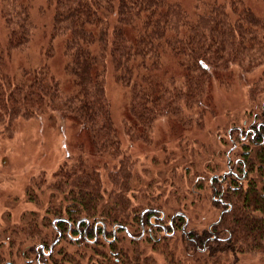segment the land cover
<instances>
[{
	"label": "trees",
	"instance_id": "trees-1",
	"mask_svg": "<svg viewBox=\"0 0 264 264\" xmlns=\"http://www.w3.org/2000/svg\"><path fill=\"white\" fill-rule=\"evenodd\" d=\"M248 1L202 8L196 4L189 11L171 0H0V127L9 132L19 118L59 116L72 119L85 133L84 145L74 151L75 163L64 167L55 187L69 193L66 219L76 223L98 216L106 227L127 225L123 212L137 173L124 159L122 137L148 140L162 118L181 124L203 119L217 107V85H226L237 68L249 74L264 65V0H253L256 6L261 3V13ZM42 37L51 40L52 52L57 45L62 51L64 69L72 78L68 92L55 79L51 64L12 65L17 54L30 55ZM108 75L126 87L129 97L126 121L118 127L105 86ZM235 196L232 210L219 223L231 236L211 248L222 254L213 262L195 258L197 263L218 264L226 256L260 250L264 186L253 185ZM58 216L53 215L55 220ZM67 227H62L65 233ZM19 233L17 243L50 237L38 233L27 239ZM120 240L90 246L78 239L91 250L110 249L109 255L105 247L103 260L94 264H152L141 257L142 241L134 242L137 248L128 250L129 257L124 258L123 250L114 252ZM61 241L52 252V264H85L81 251L58 258ZM4 254L7 250L0 255L3 264L8 260Z\"/></svg>",
	"mask_w": 264,
	"mask_h": 264
},
{
	"label": "rangeland",
	"instance_id": "rangeland-1",
	"mask_svg": "<svg viewBox=\"0 0 264 264\" xmlns=\"http://www.w3.org/2000/svg\"><path fill=\"white\" fill-rule=\"evenodd\" d=\"M171 1L178 2L191 11L196 4L204 7L216 2L228 4L231 0ZM248 3L258 13L263 10L261 3L258 6L253 0ZM36 20L38 21V17ZM33 45L30 55L27 52L17 54L12 65L16 68L51 64L55 79L62 90H71L72 78L64 69L59 45L52 52L53 43L46 37L37 40ZM245 68L249 71V67ZM105 86L111 103L112 119L118 127L126 121L129 112L128 92L111 75L106 77ZM217 86L213 102L217 107L215 111L204 115L203 119L194 117L192 121L181 124L162 118L151 128L148 140L132 141L122 137L124 159L129 161L132 170L137 173L132 179V189L123 212V221L127 225L136 213L140 215L147 207L159 208L168 216L182 210L189 218L188 227L202 241L208 234L209 225L218 219L220 207L212 201L209 177L213 171L224 169V153L232 147L229 131L234 127H241L245 116L252 117L257 106L264 103V65L253 68L249 74L242 68H237L226 85ZM84 134L74 125L72 119L59 116L19 118L9 132L0 127V255L5 250L8 253L4 254V258L14 260L20 230L27 239L36 237L38 233L49 234L46 242L49 244L56 238L53 215L56 213L68 217L67 211L71 205L67 201L70 198L69 193L57 192L55 187L64 167L75 163L77 154L74 151L84 145ZM237 136L238 134H234L232 138L237 139ZM100 171H103L101 166ZM248 181L245 182L246 190L253 185L264 186V159H257L255 155ZM102 182H107L105 175ZM111 189L113 188L110 186L107 190ZM230 199L237 201L235 195L230 196ZM89 220L92 225L99 223V228L104 225L101 217ZM110 224L107 231L111 233L114 224ZM217 232L219 242L226 241L231 236L228 231H222L221 225ZM69 236L67 227L66 238L57 246L58 258L66 253L81 251L85 264H94L97 260H103L100 254L105 252V247L109 255L111 254L108 246H97L95 250H91L85 244L93 246L92 241L84 242L83 247L74 238L75 233ZM124 236L125 233L120 232L121 240L116 244L117 249L114 252L123 250L126 258L129 257L128 250H135L137 245L129 236ZM163 238L158 243L150 239L144 241L141 257L150 259L152 264H199L195 258L213 262L222 254L211 250L216 241L203 252L202 245L196 247L180 232L174 237ZM218 264H264V242L258 252L240 254L237 258L226 256Z\"/></svg>",
	"mask_w": 264,
	"mask_h": 264
},
{
	"label": "flooded vegetation",
	"instance_id": "flooded-vegetation-1",
	"mask_svg": "<svg viewBox=\"0 0 264 264\" xmlns=\"http://www.w3.org/2000/svg\"><path fill=\"white\" fill-rule=\"evenodd\" d=\"M234 134H238L237 139L232 138ZM229 136L232 147H229L224 153V169L213 171L209 177V185L212 187V201L220 207L219 217L209 225L208 234L202 238V241L188 227L189 218L182 210L168 216L159 208L147 207L140 212V215L135 214L131 223L128 224L129 226L119 224L120 227H117L116 225L111 233L107 231L105 223L102 228H99V223L92 225L87 218L73 223L64 216H58L53 222L57 236L52 243H46L48 240L39 241L37 237L32 243H17L14 260L10 258L4 264H52L50 259L52 252L55 246L65 239L64 236L67 233V231L65 233L62 230L65 224H68L70 236L75 233L74 238L86 243L92 241L93 244H98L101 240L108 244L118 242L120 232L125 233L135 243L144 242L147 239L158 243L164 239V236L168 239V237H174L177 232H180L187 241L194 243L196 247L199 248L202 245V251L206 252L208 246L219 239L217 229L224 214L231 211L234 206L230 196L236 195L241 190L246 191L244 189L245 182L251 175L255 155L257 159H264V103L257 106L252 117L250 115L245 116L241 127L232 128L229 131ZM126 236L124 237L126 238ZM57 239L58 241L55 243Z\"/></svg>",
	"mask_w": 264,
	"mask_h": 264
},
{
	"label": "water",
	"instance_id": "water-1",
	"mask_svg": "<svg viewBox=\"0 0 264 264\" xmlns=\"http://www.w3.org/2000/svg\"><path fill=\"white\" fill-rule=\"evenodd\" d=\"M60 220V219H59ZM117 227H120L119 225H117ZM59 239V238H58ZM58 239L55 241V243L58 241Z\"/></svg>",
	"mask_w": 264,
	"mask_h": 264
}]
</instances>
